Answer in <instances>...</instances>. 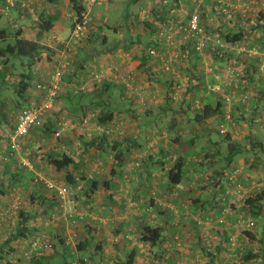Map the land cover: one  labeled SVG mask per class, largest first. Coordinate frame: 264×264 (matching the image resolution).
I'll return each mask as SVG.
<instances>
[{"label": "rangeland", "instance_id": "rangeland-1", "mask_svg": "<svg viewBox=\"0 0 264 264\" xmlns=\"http://www.w3.org/2000/svg\"><path fill=\"white\" fill-rule=\"evenodd\" d=\"M3 1H0V28L7 30L9 37L6 42L0 43V48H5L7 45L13 44L16 29L20 27V25L17 24H15L16 26L12 27V25H14L13 22L8 21L7 16L5 15H10L11 17H13L14 15H17L15 11H19L20 14L25 13V15L34 14L30 13L28 10L21 9L19 6H15L13 10L5 11V0ZM32 2H34V6L35 0H29V2H27L29 6L28 9H34L33 7H30L32 6ZM227 3L231 4L232 6L238 7L240 10L236 13L231 14L232 16L230 17V19L227 17L219 20V8L221 5H225ZM80 5L90 16L89 19L92 22L94 31L89 32L87 34V37L77 48V55L79 56V59L81 61H79L80 65H75L74 61L71 69L65 73V82H68V80L70 81V79H72V82H70L72 85L68 86L67 84H64L65 82H63L61 92H63L64 97L60 98L59 96V98L57 99L54 110L50 113V122L45 121V123L43 124V128H41L39 131H32L29 137L24 139V141L26 140L27 144L23 145L21 157L29 162L31 168L28 169L22 167L20 164H17L18 167L16 169H19L21 173H24V177L26 179L23 185L25 187L18 186L16 181L5 179V176L2 174V172H4V167L0 166V214L4 213L9 207L8 197L10 193H16L20 196L22 210L30 213L31 216L28 215V217H31V220L37 219V217L40 215L41 217H43L45 216V214H41L39 212L35 200H31L30 197H28L30 195V191L32 190L29 185H31V183L33 185H36L35 179L40 178V176H45V180L53 179L58 181L63 186H66L64 180L65 176L50 178L49 173H52L54 171L47 164L40 162V160L38 161L37 157L39 155L46 154L50 150L53 151L55 147L58 148L64 146L67 151H70L71 147L69 148L68 146L71 145H69L68 142L70 143V141H72L71 139H73V137L71 136V132L75 133L76 135L83 136L82 134H77L83 132H79L80 130H76V128L74 129L72 127L74 123H76L77 126L81 124L80 117L82 112L79 109L73 111L72 107L78 106V103L86 102V95H84L85 91H88L86 88L95 89V85L94 82L89 80L90 78H87L88 74L86 75L83 73L84 70H80V67L83 66L82 59L96 57V55L100 53V51L106 50V48L108 47H113L115 49H120L122 47L124 56H126L127 60H130L131 62H134L142 55L147 56V51L143 50L144 44L147 40L146 37L140 36L145 39L141 40L140 42H136L134 40L135 37H137L138 32L139 34L142 32H146L149 34L151 32L146 28V26L143 25L144 23H148L150 21V10L152 9L153 5L151 0H108L101 5H95L93 7H88L86 0H81ZM192 7L194 11H198L199 15L201 14L200 7H202L204 15H207L203 18L205 19V21L203 20V25L207 34L212 33L214 29H218V21H220L222 24V26L220 27H222L221 32L223 34L244 28L254 33L256 31H259L257 29V25H259L257 24V22L259 21L257 20V17H260L258 15H260L261 12H264V0H204L203 2L202 0H194ZM70 8L71 6L69 5L68 0H65L64 4L59 5L58 10L62 11V15L61 17H57V20L54 21V25L55 27L59 26L61 30L56 28L52 29L49 33H47V35L58 33L61 35V38H68L71 27V20L69 17H67V15H71V11L69 10ZM126 9L130 11V14L127 18L129 22L128 20L124 22L125 15L123 14L125 13ZM193 10L191 12H194ZM242 10H245V12H241ZM187 12V9L181 8V15L186 16ZM147 13H149V15H146ZM35 15L37 14L35 13ZM41 15H46V13L43 11ZM166 15L176 14L169 12L166 13ZM241 15L250 16L248 18H242L244 16ZM134 17H136L135 20L133 19ZM19 22H23V20H20ZM123 22L126 26L128 25L127 27L129 28V31L123 32V28L119 30L117 34H114L111 29L123 24ZM119 32H123V35H121L122 33L119 34ZM221 50V53L227 51L226 49ZM172 52L178 53L181 57V63H175L174 66H171L173 68L172 71L175 74L170 73L171 75L167 76V79L169 77V80H167V82L165 81L164 86L162 85L157 92H153L152 95H154V99H152L151 102H145V99L144 101L143 99L142 101H140L141 103L145 102L144 106L140 105L141 108H154L155 111H153L151 114L157 112L159 115H162V117L153 118V116H150L146 118H153L154 122L159 118L158 122L167 126L173 125L175 127L178 124L181 125L182 133L180 135L177 132L170 133L171 137L177 136L179 139H181L183 137L189 138L197 135L198 140H200L201 138V142H198L194 149H189L187 152L182 151V146H178V148H176L173 145L171 146V148H168L170 153L169 155H171L169 157V160L171 162L170 167H172L178 160L177 152L181 150V159L185 163L184 178L186 175L187 179V181H184L183 179V181L185 182V186L181 188L180 196L178 194H176V196L172 194V197H167L165 201L166 204H168L177 212V214L175 215L168 208H163V210L168 212V219H170L171 228L174 232V235L171 237V246L175 249L174 252L179 253L183 249L188 248L190 244H193L197 241L200 247L198 250H196L195 252H191V249L187 250L191 258V263L189 264H217L214 261L216 256L215 254L217 253H220V255L222 256L225 255V258L228 257L229 261L227 262V264H238L239 253L246 252V249L249 250L251 248L254 252H258L259 250L264 251V249H262L261 247H253L250 240L246 239L244 234H242V232L249 231L253 233L255 237H257V240L259 242L264 244V209L260 213V215L254 217L250 208L246 206V200L248 199L249 195L264 190V152H262L258 148L256 150H253V145H257L258 143H262V141H264L259 134L253 131L258 130L259 123L255 120V117L251 119L250 116L247 114L245 115V113V116H243L242 114H232L233 110L237 113H240L239 108L225 105L226 113L228 111L232 119L231 124H225L226 132L220 133L219 126H213L210 130H208V141H206L204 137L205 135H202L205 132H202L200 129H195L196 131L191 129V125H193V123L190 122V120L187 121L186 117L183 118V116H181V113L185 111V114L188 115L190 119H192L193 109H196L194 107V102L197 101L198 103H200V105L202 104V100L214 103L215 99L212 100L211 96L212 94H215L208 89L207 84L210 83V79L205 80L204 86H206L207 89L205 88L204 91L203 89L196 90L194 88L191 92H186V86L188 85L187 79H189L188 74L190 73L187 72L186 66L188 63L192 64V62L196 61L197 59L185 52L180 53L177 48H173L171 53ZM201 54H203V56H210L209 50ZM53 57H51L52 61ZM226 58V54L222 56V59L225 60ZM3 61L5 60L0 58V65H3L7 72V75L5 76L3 81H0V117H2V120L5 121L6 128L8 132H10L17 114L21 111L22 108L25 107L24 97L19 98L15 92L16 86L21 79L20 74L29 73V71L26 68L25 62L21 64V60L8 57L5 63ZM224 63L226 62L222 61L219 63H212L213 66L211 67V63L207 62L206 64H204L202 62L203 71L205 70L204 67L208 66L211 67L212 70L213 68H215L219 77L221 75L223 76V71H225L229 66V64L223 65ZM102 67L105 66L97 65V68L94 67L95 69H93V72L100 70ZM177 68H181V74L177 73ZM207 68L206 74H208ZM236 68V70H240V72L243 70H248V68L245 66H239ZM50 69L51 66L49 65L48 68L45 69V73H50ZM86 71H91V68L89 67ZM116 73H118V75H124L122 73H119L118 71ZM164 78L166 79V76ZM170 78H172L173 80H170ZM169 81H175L174 84L181 86V90L176 95L175 100L171 98V96L174 94L170 92L172 87L170 89L169 87H166V84ZM191 84L195 85L196 82H191ZM82 87L84 88L83 90H81ZM32 89H35L34 80L32 81ZM119 89V87L111 86L109 90L111 91L109 93L111 95L109 104L111 105V107L114 108L115 106L117 109L123 107V94L118 95L117 98H113L112 95L114 94V91H118ZM247 92L248 90H245L244 88L235 89L234 87H226L224 93L229 94L233 98H236L240 94H248ZM200 93H203L207 96L199 98L198 95ZM135 94L136 96H138V98L139 96L144 97L141 93ZM136 96L133 97L134 102L137 101ZM209 98L211 100H209ZM159 99L160 101H158V103H155V101ZM60 101L63 103V105H67V107H69L70 109L67 107L62 108ZM248 101L249 100H247V103ZM98 104L101 105L100 103L93 102L91 106ZM173 111H175V115L172 113ZM92 112L94 114L96 113V116L92 117L91 120H89L87 123V126L90 128L89 132L87 131V133H89V136L86 138L87 140H92L97 144H101V142L105 138L113 139L112 141H115L119 140L118 138H122L125 136V130L123 136L120 137H106L103 133L102 136V134L96 130L97 126L99 125L97 117L100 113V108L94 107ZM62 117H64L69 123V127L65 129L62 133V136L55 141L53 139V133L57 129V123L59 119ZM75 130L77 133L75 132ZM226 133L230 135V140L232 142L237 141L239 147L237 149V152L233 156L234 165L231 164L229 167L225 166V162L223 160V157H225V155L227 154V145L229 144V142H231L225 140L224 136L226 135ZM202 137L204 139H202ZM8 138L9 136L6 138V142H8ZM248 146H250L251 148H247ZM54 153L60 152L55 151ZM206 155L207 157H211V160L206 159ZM89 160L91 162H95L100 161L101 159L89 158ZM200 161L203 163V166L199 165ZM40 164H43L42 170H39L37 168L38 170L36 171V166H39ZM191 170L194 179L193 177H191V179L189 180L188 176L190 175ZM88 179L92 181L91 178ZM89 180L88 183L85 184L86 188L89 187ZM77 183L79 184L80 180L77 181ZM236 184H239L241 186V191L239 194H236L237 190H234V186ZM2 188L3 190H1ZM226 188H229V190H226ZM74 192V189H71V193L68 196V199L70 201L73 200L72 197L74 195ZM238 195H240V197ZM72 205H74V215L79 219L81 218L82 220H84V216L80 215L84 213L80 209L81 205H79L78 207L75 204ZM27 209L30 210V212H28ZM190 217H192L191 219L194 222L196 228L199 230H203L202 234H200V231L191 227L192 225H190V222H188V220H191ZM20 220L21 219L19 218V215L16 214V212L4 216L2 217V219H0V229H3V227L5 228L3 234H0V264H17L18 260H21V262L24 264L26 263V260L23 259V255L25 251L27 253L29 252L27 250V247L28 243L33 239L32 236L30 237L29 235H26L25 237L29 236L28 239H19L20 245L16 248L11 247L9 243L6 244V238L14 235V228L17 227ZM197 221H200L201 224H198ZM7 222L9 223V226ZM55 222L56 223L53 224V227H50L49 224L46 226L43 224L45 230L40 229L41 232H36L33 235L34 238L39 236L48 238L51 243V248L55 247V251H57V254H52L53 249L47 251V257L45 258L44 263L79 264V258L70 255H68L66 258L60 256L59 253H61L62 247L59 241L62 237H69L68 239H70V243H72L76 247L80 242H82V239L78 236L77 231L75 233V230L80 228L81 225H78L76 223V225L78 226L77 228H74L71 222H68V228L65 229V226L62 228L61 223H59L60 221ZM251 222L255 223L254 228L249 226V223ZM23 225L25 226V222L22 223V225H19L20 228L23 227ZM118 227L119 229H121L119 225ZM207 228L211 229V233H208L206 231ZM221 232H225V234H221ZM125 235L135 236L134 231H128ZM223 236L229 237V241L226 242ZM190 241H192L193 243ZM216 245L221 247L220 251L218 252L215 250ZM70 248L71 250H73V246H70ZM261 253L259 252V256L262 255ZM53 255L54 257H52ZM80 256H82V254H80ZM177 256V254L174 255L175 258ZM174 257L172 259H175ZM225 258L222 257V261L226 262ZM81 259H86V257H83ZM123 262L124 261L117 259V264H124ZM173 263L182 264L180 261H178V263L173 261ZM139 264L146 263L141 262ZM254 264H264V257L260 258L257 263Z\"/></svg>", "mask_w": 264, "mask_h": 264}, {"label": "crops", "instance_id": "crops-1", "mask_svg": "<svg viewBox=\"0 0 264 264\" xmlns=\"http://www.w3.org/2000/svg\"><path fill=\"white\" fill-rule=\"evenodd\" d=\"M20 1H24L26 3L29 2V0ZM77 1L81 3V0ZM203 1L204 0H202V2ZM33 3L34 2H32V6H30L34 8L30 9V13H34L33 15H25V13L20 14L19 11H15L17 15H14L13 17H11L10 15H5L7 16L8 21L13 22L14 25H12V27L16 26L15 24L20 25L18 29H20L21 37L29 41H33L35 39L37 24L41 22L42 16H44L45 18L49 16L61 17L62 11L58 10V8L60 4L65 3V0H59L58 3L53 5L46 4L43 0H35L34 6ZM43 11L46 13V15H41ZM129 12L130 11L126 9L123 15H129ZM35 13L37 15H35ZM172 13L176 15L166 16L168 17V19H170V21H181V4L177 7V9H174ZM206 16L207 15H205V17ZM67 17H69V15H67ZM127 18L128 17H125L124 21H126ZM20 20H23V22H19ZM127 26L124 30H122L123 32L129 31V28ZM220 26H222L221 23H219V26L217 28H219ZM55 28L61 30L59 26L55 27V25L53 24L52 29ZM218 30L214 29V31H212L213 34L217 33ZM242 30L243 38L241 42L234 44L233 47H243L245 49L257 48L262 51V53H264V30L260 29L259 31H256L254 33L246 28ZM123 32H119V34L122 33L121 35H123ZM137 34L138 35L137 37H135L134 41L140 42L141 40H145L140 36H145L147 39L144 44L143 50L147 47L148 44V46L152 45L157 49H163V43L158 41L154 37V34H152L151 32L149 34L146 32H142L140 33L141 35L138 32ZM43 42L41 43L42 46H44ZM52 53L42 52L38 56V67L39 69H41L40 71H38V76L42 77L41 80L45 79V77L48 75V73H45V69L49 66L50 60L48 59V57L49 54L52 55ZM231 55L232 59L235 58L234 53H231ZM198 57L200 58L199 60L192 62L191 65L188 63L186 67L189 69H193L194 66L195 69L203 71L202 62L204 64H206L207 62L213 63V59L211 56H203V54H201ZM129 61L127 60L126 56H124L122 47L120 49L108 47L102 55L89 58L84 64L85 72L83 73L86 75L88 74L87 78H90V71L88 72L86 70L91 66H94L96 68L97 65L108 67L116 66L119 68V73L132 74V89L130 91H125V89L119 87L120 91H114V94L112 95L113 98H117L118 95L123 94V107L117 109L114 106L113 112L115 115L111 123L121 125V136H123L124 130L126 134L124 137L118 138L121 141L115 139V141H112L113 139L105 138L103 139L101 144H97L95 141H89L86 139L89 136V133H87V131L89 132L90 130L87 125L84 126L81 131H79L83 133H77L75 130L77 134H82L83 136L80 144L79 142H75V144L68 146L69 148L71 147L69 155L74 161V167H69L66 169V171L63 170L59 173H49V177L58 178L65 175L68 176V172L73 175L72 178L76 181H79V177L81 176H83L85 180H80V183L74 186L75 192L72 197L73 200L70 201L68 199L63 203L59 200H50L52 195L47 194V192L37 184L33 185L31 183L29 187L32 190L30 191V195L28 197H30L31 200H35L39 212L41 214H45V216L41 217L40 215L37 217V219L34 220H31V217H29V220L25 223V227L27 228V232L25 234L29 236L31 234V236H33L36 232H39L40 229L45 230L43 224L45 226L49 224L50 227H53V224L56 223L55 221H60L59 223H61L62 228L65 226L64 228L67 229L68 221H65L66 219L65 217H63V214L69 209H72L73 213H75L73 207L74 205L72 204H75L77 207L81 205L80 209L84 213L80 215L84 216L85 219L80 224L82 227L80 226V228L75 230V233L77 231L78 236L82 239V243L86 245V250L78 252L76 247L72 243H70V239H68L69 237L66 238L65 236V239L62 238L64 239L65 248L62 244H60L62 247L61 253H59L60 256L65 258L68 255L76 258H80L83 256L88 259L89 264H91V261L93 264H117V259L125 261L129 257V255L133 253L135 256L133 264H139L141 262L146 264H174L173 261L177 263L178 261H180L182 264H189L191 263V258L187 250L191 249V252H195L200 248L199 243L197 241L193 243L192 240L190 242H192L193 244H190L188 248L183 249L179 253L174 252L175 249L171 246V237L174 235V232L171 228L170 219H168V212L163 210V208L166 209V207L169 206L165 202L167 197H172V194L175 196L176 194H178L180 196L181 188L185 186L184 181H187L185 175L182 184L172 186L167 182V174L171 164L169 160V157L171 155H169L170 153L168 148H171V146L173 145L174 147L178 148V146H181V144L185 145L192 141V147L194 149L198 142H201V138L200 140H198L197 135L189 138L183 137L181 139H179L177 136L171 137L170 133L177 132L179 135L182 133L180 124L176 125L175 127L173 125L167 126L165 124L159 123V118L154 122L153 118L162 117V115H159L157 112L151 114L153 111H155L154 108H141L140 105L144 106L146 101L151 102V100L154 99V95H152L153 92H157L162 85L164 86L165 81L167 82V80H169V77L167 79V76L170 75V73H165L162 66L157 60H153L146 55L140 56L134 62ZM254 61V64H256L258 68L257 59L255 58ZM228 62L224 63L223 65L234 64L233 61H230L229 63ZM247 63L248 62L244 60V62L239 66L247 67ZM207 67L208 66L204 67L205 70L203 71V74L205 76V79H210V75L206 74ZM177 73L181 74V68H177ZM165 76L166 79L164 78ZM173 79L170 78V80ZM69 82H72V79H70ZM69 82H65L64 84L71 86L72 84ZM250 82L253 83V86L244 88L249 90V101L244 107L239 108V114H242L243 116L247 114L251 119L255 117V120L259 122L261 120V116L264 113V83L258 73L254 78L252 77V80ZM170 85L171 82L169 81L166 84V87H169ZM83 89L84 88L82 87L81 90ZM86 89L88 91H85L84 95H88L89 93L90 95L94 94L93 88ZM134 92L143 94L145 102L141 103L140 97L142 96L138 98V96H136ZM108 96L111 95L108 94ZM135 96L137 97V101L134 102L133 97ZM198 96L200 98L206 97L207 95L200 93ZM62 97H64L63 92L60 95V98ZM93 97H96V95L94 94ZM39 98L40 95L35 89H29L24 96V100L26 103H30L31 101L37 102ZM211 99H216V95L215 97L211 96ZM211 99L209 98V100ZM97 100L98 98L96 97L95 99H93V102L96 103ZM158 101H160V99L155 101V103H158ZM205 101L206 100H202L201 105L207 104V101L206 103ZM60 104L62 108L67 107V105H63L61 101ZM86 105V102H81L78 103V106L72 107V109L73 111L79 109L82 112L83 108ZM172 113L175 115V111H173ZM95 114H91V117ZM150 116H153V118H146ZM181 116H183V118L186 117L187 121L190 120V117H188V115H186L184 112L181 113ZM49 118L50 113L45 117L44 123L45 121L50 122ZM213 120L214 119L208 121L207 124H193L191 125V129H200L202 132H205L202 135H205L204 137L206 141H208V130H210L213 126H218L216 125L217 123ZM14 126L15 122L12 124L11 131L8 132L5 121H3L2 117H0V154L5 153L7 144L6 138L11 134ZM72 127H76L78 130H80L76 123H74ZM103 127V125L99 124L96 130L102 134ZM259 127L260 125L258 126V130L253 131L259 134L264 140V133H262L263 130L260 128L262 130L261 131ZM71 136L73 137V139L71 140L74 141L75 135L71 133ZM176 138H178V142L174 141ZM202 139L204 138L202 137ZM26 144L27 142L25 140L24 145ZM262 144L264 145V141H262ZM247 148L250 149L251 147L248 146ZM56 150L57 147L53 149L54 152ZM177 154V158L181 159V150H179ZM93 157L101 159V166L98 167L99 170H97V174L91 173L92 165L94 162H91L89 158L95 159ZM232 164L234 165V162ZM42 165L43 164L36 166V171L38 169L42 170ZM17 167L18 165L16 163L5 166L3 168L4 172H2V174L5 176V179L16 181L18 186L25 187L23 184L25 183L26 178L24 177V173H21L19 169H16ZM191 177H193L194 179V176H192V170L190 175L188 176V179L190 180ZM40 178L44 179L45 176H40ZM88 178H91L92 181L95 180L98 182L96 190L91 194L88 191V187H85V184L88 183ZM3 188L1 190H3ZM40 193L41 195L48 198V200H50V202L47 203L48 205L44 206L40 203ZM27 211L30 212V210L28 209ZM46 211L48 212V214ZM28 215L31 216L30 213H27L24 210L23 216L19 215V218L21 220L18 225H22L23 218H26ZM41 218H43L44 220ZM191 218L192 217H190V219ZM188 222H190V225H192L191 227L193 229L200 231V234L203 233V230H199L196 228L192 219L188 220ZM7 224L9 226L8 222ZM118 225L121 229H119ZM143 226L161 228L163 231L161 241L155 246L141 243L139 241V238L140 230ZM4 229V227L3 229H0V234H3ZM128 231H134L135 236L125 235ZM206 231L208 233H211V229L209 228H207ZM9 238L10 237L6 238V244L9 243V245L13 248H16L20 245L19 240L9 241ZM70 246H73V250H71ZM215 250L217 252L220 251V247L216 245ZM53 253L57 254L55 248H53L52 250V254ZM80 254H82V256H80ZM175 254L178 255L176 258L174 257ZM42 255L44 256L40 257V262L41 264H45L44 260L47 257V252ZM54 255L52 257H54ZM215 255L216 256L214 261L217 264H227V262L229 261L228 257L225 258V255L222 256L220 255V253H217ZM173 257L176 260L172 259ZM222 257L226 259V262L222 261Z\"/></svg>", "mask_w": 264, "mask_h": 264}, {"label": "trees", "instance_id": "trees-1", "mask_svg": "<svg viewBox=\"0 0 264 264\" xmlns=\"http://www.w3.org/2000/svg\"><path fill=\"white\" fill-rule=\"evenodd\" d=\"M43 1L46 4L53 5V4L58 3L59 0H43ZM151 1H152L153 5H152V9L150 10V13H151L150 14V21L148 23H144L143 25L146 26V28L149 29L152 34H154V37L156 36V32L159 29L161 30V29L168 28L170 26V23H172V24L176 23L175 25H177V26L184 25L188 20H190L192 14H193V12H191V11L193 10L192 6H193V3H194V0H151ZM68 2H69V5L71 6V8L69 9L71 11V15H69V18H70L71 24H72L73 17L76 16L77 18L80 19L82 17V15H84L85 9L80 5L81 3H79L77 0H68ZM180 4H181V8L187 9V11H188L187 15L186 16L181 15V21H179V22L170 21V19H168V17H166L167 16L166 13L172 12L174 9H177V7ZM4 6H5V4H4ZM13 9L14 8H12L10 10H13ZM23 10H28V9L25 8ZM200 12H201L200 15L198 13L199 25L203 26V29L205 30V27L203 25V22L205 21V19H203V18H204L205 15H204V11H203L202 7H200ZM219 14H220V15H218L219 16L218 17L219 20H222V18H227V16H225L224 14H222L220 12V8H219ZM231 14H233V13H231ZM231 14H230V16H232ZM146 15H149V13H147ZM128 16L129 15H125V17H128ZM249 16L250 15H244V17H242V18H248ZM258 16H260V17H257V20H259L257 22V24H259V25H257L258 26L257 29L258 30H260V29L264 30V12H261V14L258 15ZM133 19L135 20L136 17H134ZM56 20H57V17H55V16H49V17H46V18L44 16H42L41 22H39L37 24V31H36V34H35V39L33 41H29V40L23 39L21 37L20 29H16V32H15V35H14L13 44L7 45L5 48H0V58L1 59L7 61L8 57H11V58H14V59L21 60V62H22L21 64H23V62L26 63L25 65H26V68L29 71V73H21L20 74V78L21 79H20L18 85L16 86V90H15V92H16V94H17V96L19 98H23L25 96L26 92L29 89H32V81L33 80L35 82V90H36V84L37 83L45 82L47 80V76L43 80H41L42 77L38 76V71L41 70V69L38 68V65H39L38 56L42 52L52 53L53 50L42 46L41 43L43 42V40H44L45 36L47 35V33H49L52 30L54 21H56ZM126 21H124V22H126ZM124 22H123V24H121L119 26L113 27L111 29V31H113L114 34H117L119 30H121L123 28L125 29L126 25H125ZM218 23H221V22L218 21ZM218 29H217L218 32L216 31L217 33L213 34V32H212V33H209V34L210 35H216L222 41V43L224 45H226L225 46L226 48L210 46L209 48L208 47L205 48L202 53H204L205 51L209 50L210 56L213 59V63H219V62H222V61L227 63L229 60L233 61L234 64L231 65V66L234 67V68L238 67V66L235 67V65L242 64L244 62V60L247 61L248 62L247 63L248 70H243V71L240 72V76H242V77H241V79L238 80V86L235 89H238V88L241 89V88H245V87L247 88L248 86L252 87L253 83L250 82L252 80V77L254 78L257 73L259 75V71H258L257 65L254 64L255 63L254 59L255 58L258 59V58L257 57H247L244 54H237L236 50L230 49V48H234L233 47L234 44L241 42V40L243 38V33H242L243 30L239 29V30H234V31L228 32L226 34H223L221 32L222 31V27H219ZM88 30H89L88 33L94 31V27L92 25L91 20L88 23ZM8 37H9V34H8L7 30H5L3 28H0V43L6 42ZM178 37H179L178 35H175V39L176 40H178ZM160 42H162V41H160ZM163 45H164V43H163ZM149 47H154V46H152V45L147 46L144 50L147 51V49ZM165 47L166 46H164L163 49H165ZM181 48H182L181 52H185V50H187L188 51V53H187L188 55L190 54V56L195 57V59H197V60L200 59L198 56L201 55V54L197 53L194 50V48H193V46L191 44L184 43ZM163 49H161V50H163ZM221 49H223V50L226 49L227 51H224V52L221 53L220 52V51H222ZM104 52H105V50L100 51V53H98L96 56H100ZM53 53L57 54L55 51H53ZM53 53H52V55L49 54V57H48V59L50 60V63H49L50 66L53 64V61L50 58L53 57V56L57 57V55H54ZM231 53H234L236 59L235 58L232 59ZM225 54L227 55V58L224 60V59H222V56H224ZM54 57H53V59H54ZM87 60H88L87 58H83L82 59L83 66L80 67V70H85L84 64L87 62ZM5 61H3V62L5 63ZM74 61H75V65H77V64L80 65L81 61L79 59V56L77 55V49L75 51V54L71 58V67L74 64ZM251 61H253V62H251ZM189 64L191 65V63H189ZM172 66H174V64H172ZM210 66L212 67L213 64L211 63ZM71 67L68 70H66L64 72V74H63L61 88H62L63 82L65 81L64 75H65V73L67 71H69L71 69ZM258 67H259V64H258ZM90 68H91V71H90V74H91V72H93V69H95V68H94V66H91ZM107 68H108V66L102 67V69H107ZM186 69H187V72H190L189 73L190 75L188 74L189 75L188 76L189 79H188V85L186 86V89H187L186 92L189 93L194 88L196 90H200V89H203V88H204V90H205V88L207 89V87L204 86L206 79H205V76L203 74V71H199L198 69H195L194 66H193V69H189V68H186ZM51 70L52 69H50V72H51ZM192 70H193V74L194 75L192 74ZM197 71H199V72H197ZM83 72H85V71H83ZM213 72L216 73L217 70H215V68H213ZM167 73L175 74L172 71H169ZM6 75H7V72H6L5 68L3 67V65H0V81H3ZM89 77H90V80H91V76L90 75H89ZM108 78H109V80L104 79L100 83L94 82V85H95L94 88L95 89H93V93L98 98L97 103H100L101 105L98 104V105L91 106L92 103H93V99H95L96 97H93L94 94L90 95V93L88 95H86L87 106H85L83 108V111H82L81 117H80V119H81L80 122H82L86 118L94 117L95 115L91 117V114H93L92 110H93L94 107H98V108H100V113L98 114L99 117L97 118L99 124L103 125V126H107V125L111 124V121H112V119H113L115 114L113 112L114 108L111 107V105L109 104V102H110L109 100L111 99V96H108V94L111 92V91H109L110 87L113 86V84H114V86L116 85L115 87H121V88L125 89V91H130V90H127L125 88V86H123V85L115 84L114 79H113L114 77L112 75L108 76ZM194 81L196 82V84L195 85L191 84V82H194ZM68 82H69V80H68ZM174 83H175V81L173 83L171 82V85L169 86V89L172 87V89L170 90L171 93H174V89L177 86ZM211 84H212V77L210 76V83L207 84V86H209ZM228 87L232 88V85H230ZM131 89H132V83H131ZM225 89L223 91V94H225L224 93ZM245 90H247V89H245ZM38 94L40 95L39 92H38ZM61 94H62V92H60L57 95V97L55 99V103H56L57 99L59 98V96ZM223 94H215L216 95V99H215L214 103L207 102V104L200 105V103H198L197 101L194 102V105H195L194 107L196 109H193V117H192V119H190V122H192L195 125H200V124H207L208 121L214 119L213 121L216 122L217 123L216 125H218V126L221 125V124H223V125L226 124L227 125V123L225 122L226 108L224 109L226 104H225L224 99H223ZM215 95L212 94L213 97H215ZM246 95H247V100H248V98H249L248 94H246ZM142 99L144 101V97L140 98V101H142ZM39 100H40V98L38 99V101ZM247 100H246V102L244 104L238 103V104H233L232 106L236 107V108H240V107H237V106L244 107L247 104ZM201 103H202V101H201ZM28 106H29V102L28 103L25 102V107L24 108H26ZM24 108H22L21 110H23ZM236 110H238V109H236ZM183 112L185 113V111H183ZM232 114L237 115L239 113H237L236 111L233 110ZM90 118H89V120H91ZM261 118L262 119L258 122L259 123L258 126L260 125L259 129L261 128L262 124L264 123V113L261 116ZM41 128H43V125H42ZM41 128H35V129L31 130V132L32 131H34V132L35 131H39ZM261 129L260 130L262 131V133H264V129L263 128H261ZM71 133L75 135L74 136V139H75L74 141L75 142H80L82 140V136L76 135L73 132H71ZM224 138L227 141H231L230 140V135L228 133H226ZM174 141L178 142L179 140H178V138H176ZM75 142H73V140H72V141H70V143L68 142V144L69 145H73V144H75ZM192 144H193L192 141H190L188 144H185V145L181 144V146L183 147L182 151L183 152H187L189 149H193ZM238 148L239 147H238L237 141L236 142H232L231 141L227 145V154L225 155V157H223V160L225 162V166L226 167H229L232 164V162L234 160L233 156L237 152ZM257 148L259 150L264 151V145L262 143H258L257 145H253V150H256ZM67 152L68 153L65 154V153H54L53 151H49L47 154L39 155L37 157V160L38 161L40 160V162L45 163L48 166H50V168L55 173H59L60 171H63V170L66 171V169L69 168V167H74V161H73L72 157L69 155V151H67ZM206 157H207V155H206ZM115 158H117V157H115ZM206 159L211 160V157H207ZM0 165L2 167L8 166V165H2L1 162H0ZM199 165L203 166V163L200 161ZM184 170H185L184 161L182 159H178L174 163V165L172 167H170V169L168 171L167 182L170 185H172V186L182 184L183 179H184ZM67 175L68 176L65 175L66 186L71 187L72 189H74V186L76 184H78V183H77L76 180H74L72 178L73 175L71 173L67 172ZM79 178H80L79 180H84L85 179L83 176H81ZM35 180H37V179H35ZM35 183L38 186L42 187V189L45 190L47 192V194L52 195L50 200H59L60 201V199H59L58 195L56 194V192L48 190L41 181H37ZM236 185H239V184H236ZM97 186H98V182L97 181H95V180L94 181H89V187H88L89 193L90 194L93 193L96 190ZM235 186H234V190H235ZM226 190H229V188H226ZM39 196L41 197L40 203L42 205H44V206L48 205L47 203H49L50 200H48V198H46L45 196L41 195V193H40ZM246 206L248 208H250V210L253 213L254 217L260 215V213L264 209V190L261 191V192H255V193L249 195L248 199L246 200ZM21 207H22V203H20V206L17 209L16 214H18L20 216H23L24 210H22ZM47 214H48V212H47ZM74 219H75V221H76V223L78 225H80L82 223V221H83L81 218L79 219L77 216H74ZM28 220H29L28 216L26 218H23V223L24 222L26 223ZM68 220H70V219H68ZM78 225L75 224L74 228H77ZM254 227H255V225H254ZM14 232H15L14 235L10 236L9 241H15V240L23 239V238L28 239V237H25V235H26L25 233L27 232V228L24 225L21 228H20L19 225H17V227L14 228ZM162 234H163V231L159 227L152 228V227H148V226H143L141 228V230H140L139 241L141 243L148 244L150 246H155L156 244H158L161 241L162 236H163ZM221 234H225V232L224 233L221 232ZM242 234H244L246 239L250 240V242H251L253 247L254 246H256V247L258 246V247H261L262 249H264V244L259 242L257 240V237H255V235L253 233L248 231V232H242ZM30 237H31V234H30ZM32 238L33 239L31 241L35 240L37 237L34 238L32 236ZM62 238H64V237H62ZM62 238L59 241V243L62 244L63 247L65 248V246H64V239L65 238L64 239H62ZM223 238H224V240L226 242L229 241V237L223 236ZM52 247H53V245H52ZM51 249H53V248H51ZM76 249L78 250V252H82V251L86 250V245L83 244L82 242H80L76 246ZM259 252L260 253L262 252L261 256H259ZM67 255H68V253H67ZM40 256H36V257L32 258L30 260V263L31 264H41ZM134 257H135L134 254L131 253L129 255V257L123 263L124 264H133ZM262 257H264V251H260L259 250L258 252L257 251L254 252L253 249H251V248L249 250L246 249V252L239 253L238 264H254V263H257V261L260 258H262ZM81 258H83V257H81ZM81 258H79L80 259L79 264H89L87 258L86 259H81ZM17 262H18L17 264H24V263L21 262V260H18ZM91 264H93L92 261H91Z\"/></svg>", "mask_w": 264, "mask_h": 264}, {"label": "built area", "instance_id": "built-area-1", "mask_svg": "<svg viewBox=\"0 0 264 264\" xmlns=\"http://www.w3.org/2000/svg\"><path fill=\"white\" fill-rule=\"evenodd\" d=\"M108 0H86L88 7H93L95 5H101ZM15 6H19L22 9L29 8L28 3L20 0H5V11H9ZM240 9L236 6H232L227 3L220 6V12L230 18L231 13H236ZM29 12L30 9H28ZM241 12H245L242 10ZM244 16V15H242ZM90 19L88 13H84L79 19L76 16L73 17V22L70 27L68 38H61L58 33L46 35L44 39V46L55 51L57 57L53 59V64L51 65V72L47 75V80L45 82L37 83L36 90L40 93V100L38 102L31 101L29 106L21 110L15 120V127L13 132L9 135L8 142L6 144V150L4 154H0V162L2 165H11L12 163L20 164L22 167L30 169L31 166L29 162L21 157V151L24 145V139L29 137L31 130L35 128H41L44 124L45 117L54 110L55 99L57 95L61 92L62 77L66 70L71 67V58L75 54L76 49L82 43V41L87 37L88 33V23ZM176 24V23H175ZM170 23V26L165 29H159L156 32V39L164 43L165 49H157L155 47H149L147 49V56L151 59L157 60L165 72L172 71V64L181 63V57L178 53L171 51L173 48H177L181 53V47L184 43L191 44L194 50L201 54L205 48L220 47L226 48L222 41L216 35H209L203 29V26L199 25L198 11L195 10L190 18L184 25L177 26ZM175 35H178V40L175 39ZM236 50L237 54H244L247 57H257L258 59V71L261 80L264 83V53L256 48L245 49L243 47L230 48ZM161 51V52H160ZM185 53H188L185 50ZM39 68V67H38ZM229 65L225 71H223V76L214 73L211 67L207 68V73L212 77V84L208 86V89L215 94H223L226 87L232 85V87L237 88L238 80L240 78V70ZM38 70V69H37ZM119 70L118 67H111L108 69H100L95 72H91L92 82L100 83L102 80H109L108 76H113L115 84H120L125 86L127 90H131V83L133 81V76L131 73H126L124 75H118L116 73ZM173 72V71H172ZM242 77V76H241ZM226 82V83H225ZM181 86L177 85L174 89V94L171 96L173 100L176 99V95L180 92ZM140 97V96H139ZM142 98V97H140ZM224 102L227 106H232L233 104H244L247 100L246 94H240L238 97L233 98L229 94H223ZM89 118L84 119L78 126L80 131L84 126L87 125ZM225 122L227 124L232 123L230 114H225ZM69 127V123L64 117L60 118L57 123V129L53 133V139L56 141L61 136L65 129ZM74 129L76 127H73ZM261 128L264 129V123ZM220 133L226 132L225 125H219ZM77 130V128H76ZM102 133L106 137L121 136L122 127L117 124H109L104 126ZM60 153L67 154V149L64 146L58 147L57 150ZM101 166L100 161H95L92 165L91 173L97 174L98 167ZM41 181L45 187L53 192H56L60 201L63 203L68 200V196L71 193V187L63 186L58 181L49 179L45 180L43 178H38L35 182ZM236 194L241 191V186L236 185ZM236 192V191H235ZM240 197V195H238ZM9 207L8 209L0 214V219L2 217L10 215L17 211L20 206V196L16 193H10L9 197ZM172 211L175 215L177 212L170 206L166 207ZM65 211V210H64ZM72 209L67 210L63 217L65 221L71 222L72 226H75L76 221ZM70 219V220H68ZM221 222V221H220ZM201 224L200 221H197ZM255 223H249L250 227H254ZM51 249V243L49 239L44 236L37 237L35 240L28 244L27 250L23 255V259L26 260L25 264H31L30 260L36 256H40Z\"/></svg>", "mask_w": 264, "mask_h": 264}]
</instances>
